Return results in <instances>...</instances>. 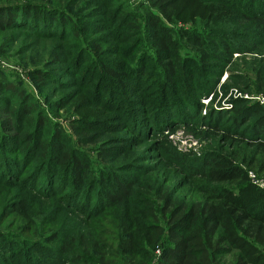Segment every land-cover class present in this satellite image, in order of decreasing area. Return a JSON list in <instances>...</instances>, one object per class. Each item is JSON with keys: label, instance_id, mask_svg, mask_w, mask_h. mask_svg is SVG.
Here are the masks:
<instances>
[{"label": "trees", "instance_id": "16d2710c", "mask_svg": "<svg viewBox=\"0 0 264 264\" xmlns=\"http://www.w3.org/2000/svg\"><path fill=\"white\" fill-rule=\"evenodd\" d=\"M0 53L32 68L43 99L0 69V212L27 234L42 228L33 232L46 241L40 264H151L160 239L157 264H264V188L249 177L264 174V104L236 98L194 120L227 69L225 93H264V0H0ZM157 73L158 90L178 97L181 84L187 102L168 105L162 90L127 112V93L145 96L133 88L148 90L142 78ZM69 112V128L54 120ZM179 117L237 144L175 156L167 138L154 140L188 181H206L190 202L167 178H150L155 167L135 148ZM34 254L30 241L0 232V264Z\"/></svg>", "mask_w": 264, "mask_h": 264}, {"label": "rangeland", "instance_id": "374dc122", "mask_svg": "<svg viewBox=\"0 0 264 264\" xmlns=\"http://www.w3.org/2000/svg\"><path fill=\"white\" fill-rule=\"evenodd\" d=\"M139 0H130L131 4H137ZM195 24V27L201 26L197 21L194 22H189V21H178L177 26H185L186 28L190 27L191 25L193 26ZM174 25V27H177ZM69 28V27H67ZM71 30V27L69 28ZM11 33V32H9ZM8 33V34H9ZM72 39V37H71ZM46 40V41H45ZM73 40V39H72ZM55 39H44L42 42H48V43H53ZM76 45V44H75ZM236 58L238 54L235 55ZM253 56H247L248 61H253L252 60ZM250 66L247 64H242V71L247 72L249 70V74H251ZM0 69L5 70L6 72H13L15 73V78L16 79H21L26 86L27 89L32 91L37 97L41 98L38 90L35 87L34 82L32 81L31 75H30V70L32 69L31 67L25 66L21 63L20 57L14 56L13 54L10 53L9 56H4L0 53ZM231 73V69H227L221 79L220 84L218 85L216 92L210 94L209 96H204L201 99V102L203 103V107L200 113V117L194 118V120L197 119V121L202 122V116L206 115L207 112H209L211 109L215 110H229L232 108L233 104V99L236 98H246L250 101H255L256 99L250 98L251 96H257L262 95L264 96V93H259V92H240L236 88H230L227 93H225L223 85L225 82H227V77ZM92 72H90L89 75H91ZM158 77L154 78L153 76L150 75V77L142 78L143 82H147L148 90L144 91L142 89L141 85L134 87L133 89L136 91L137 88H140L143 92L144 95H140V97H136L135 101L132 100L131 96L129 93L125 96V99L129 101V105L127 107V112H131L133 115L140 114V112L148 105H143L142 102L146 101L149 103L151 100V97L154 96L155 94L158 95L161 93L163 90V93H165L168 96L167 104H171L172 106H176L174 101L177 103L182 102L183 104L187 102V96L182 95L181 92H186L187 89L183 87V85L180 84V88H177L180 90V94L178 97H175L173 94V87L168 86L167 88H160L159 86V81L158 78L161 75L160 73H157ZM152 78V79H150ZM155 80V81H152ZM150 81V83L148 82ZM135 83V80L131 81L130 84L133 86ZM146 85V86H147ZM177 86V85H176ZM179 87V86H178ZM159 92V93H158ZM246 94L249 96L247 97ZM158 99V98H157ZM43 100V99H42ZM165 101L161 98L158 100L155 104L154 107L157 106H163ZM46 105V103H45ZM43 105V106H45ZM126 106V105H125ZM183 106V105H182ZM47 108V107H46ZM150 109V108H149ZM151 110V109H150ZM76 117L74 112H69L66 113L65 116L61 117H55L54 120L62 124L64 127L69 128V120H72ZM143 117V116H141ZM140 128L141 125L139 124ZM173 128H165L163 129V132H157V135L151 136L152 138L150 139H145L144 136H141V140L143 143L140 145H136V150L140 153L142 152L143 161L140 164H152L155 167L156 171L150 175L149 177L153 178L155 180V176H160L161 179L164 180V178H167V182L165 185L173 186L174 188V193L177 197L180 198V200H184L186 202H190L193 200L200 199L204 197L203 193V188L204 184L206 181L204 179H201L199 177L194 178L190 181L186 179L185 174L181 170V166L178 163H169V157L166 153L170 150H173L175 156H181V155H192V156H200L206 149L208 148H215V146L221 145L224 148H228L229 150H232L231 146H234L237 148V144L230 143L227 139L225 142V132L222 130H218V128H211L209 126H198L194 130H192L190 123L184 122L183 117H179V121L176 122L173 125ZM130 131V130H129ZM130 134H134L133 131H130ZM163 138H167L169 142V149H158V147L155 146V141L154 140H162ZM176 152L179 154L177 155ZM187 155V156H188ZM176 159V158H175ZM179 160V159H176ZM251 171V170H249ZM253 172L257 173L256 171L252 170ZM259 178L264 180V174H258ZM166 181V180H165ZM155 198V197H154ZM155 202L158 204V206H161L160 202L158 200ZM0 206H2V203L0 202ZM161 208V207H160ZM0 232L7 233L8 235H12L15 237L17 240L20 241H30L31 247H34L38 255L34 254L33 257L29 259L26 263L21 262V259L19 258L18 255H14L11 257L10 262L13 264H35L34 262L36 261L37 263H43L45 260V257L47 256L48 258V253L44 251L42 248L39 246H43V244L46 243L45 237L40 236L39 234L34 235L33 232L34 230L39 231V229L42 230V228L37 229H29V227L26 229L29 233H25L21 228L20 223L14 219V215L10 213L9 209L7 207L3 209L0 212ZM165 224V221H164ZM46 228V227H45ZM40 230V231H41ZM25 234V235H24ZM28 239V240H27ZM30 239V240H29ZM164 240L160 239L159 243L151 250L152 255H153V260L151 264H157L158 256L160 254V249L163 244ZM161 245V246H160ZM17 247V246H16ZM150 249V248H149Z\"/></svg>", "mask_w": 264, "mask_h": 264}, {"label": "built area", "instance_id": "2783aa9c", "mask_svg": "<svg viewBox=\"0 0 264 264\" xmlns=\"http://www.w3.org/2000/svg\"><path fill=\"white\" fill-rule=\"evenodd\" d=\"M246 96L248 97L249 95L248 94H246ZM250 98H252V99H256L255 101H258V102H260L261 104H264V96H262V95H257V96H251ZM249 177H250V179H251V181L253 182V183H255V184H257V185H259V186H261V187H263L264 188V180L263 179H261V178H259V176L257 175V173H255V172H253L252 170L251 171H249Z\"/></svg>", "mask_w": 264, "mask_h": 264}]
</instances>
